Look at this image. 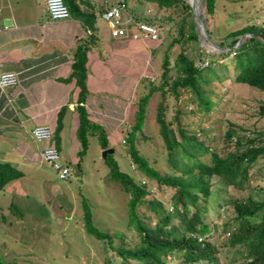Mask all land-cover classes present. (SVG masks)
Wrapping results in <instances>:
<instances>
[{
    "label": "rangeland",
    "instance_id": "374dc122",
    "mask_svg": "<svg viewBox=\"0 0 264 264\" xmlns=\"http://www.w3.org/2000/svg\"><path fill=\"white\" fill-rule=\"evenodd\" d=\"M88 1L94 8L104 1L106 4L113 2ZM127 4L134 11L145 10L163 23L156 24V40L131 39L127 41L128 44L121 42L116 48L107 22L96 13L92 32L96 36L94 47L104 49L101 50L103 57L111 55L109 48L116 49L111 55L112 62H109V67L106 66L108 82L112 83L110 86L113 89L118 87L122 78L124 91L125 86L131 89V84L136 79L138 82L134 92L130 90L128 93V98H93L98 109L92 107V110L93 113L98 110L100 112L95 116L102 121L98 123L106 133L105 148L112 149L110 158L117 162L121 170L131 175L134 181L146 184L149 193L145 199L160 200L164 208L171 210L173 187L144 176L135 168L127 152L132 140L138 152L159 173L169 172L164 156L165 148L155 120L157 103L162 102L164 118L172 129L178 121L188 133L195 132L197 139L209 149L221 153L235 148L233 141L225 134L226 129H231L233 135L239 137L245 132L254 134L264 131V113H260L258 109V105L264 103V89L233 80L234 67L228 59L231 56L229 52L225 56V50L211 51L197 36L196 41L184 35L178 37L175 24L183 13L181 10L158 8L148 2L139 4L135 0H127ZM200 13L210 31L209 37L214 42H227L230 39L224 38L227 32L247 24L254 23L264 27V0H215L211 13L204 11V0H201ZM90 32L87 31L83 39ZM176 37L178 39L174 40ZM179 50L191 58L194 65L197 59L204 60L199 58L203 55L209 59L219 54L209 67L208 74L212 77L204 85L212 100L211 107L207 111L200 109L193 95L184 88L177 89V97L166 91L161 98L160 92L154 90L147 98L140 129L130 133V126L135 120L138 108V97L148 90L150 83L157 84L163 77L175 75L176 66L173 63ZM163 52L167 53L170 68L161 75ZM110 73L112 78L109 80ZM109 88L103 93L107 97L112 94ZM89 104L94 106L92 102ZM102 149L97 132L87 133L85 152L78 161V166L74 163L76 159L72 162L73 166L70 167L66 179L57 178L53 167L46 161L37 166V172L24 166L18 167L25 171L24 175L9 180L0 188L2 264L7 261H15L17 264H120L114 250L105 242L106 238L98 239L84 228L83 213L85 207H88L92 224L108 232L113 245L122 239L126 247H132L140 239L138 231L126 221L128 194L109 176V162L101 156ZM58 152V161L70 164L69 158L61 151ZM75 156L78 157L77 154ZM198 157L200 160L209 161L208 153ZM263 167L264 154H261L255 158L249 173V193L255 199H264V180L263 177H257V174L262 173ZM209 181L210 200L204 204L206 210L203 219L211 228L205 236L213 240L216 238V264H241L245 258L239 252L242 245L238 244V249L230 247L226 242L227 232H223L220 227L221 223L228 222L231 230L238 220L233 217L231 208L223 209L215 201L223 196L229 202L233 197H243L245 194L226 187L217 176H212ZM136 211L143 222L153 226L157 215L144 202L137 205ZM170 223L181 226L177 215L172 216ZM167 263L186 264L174 259H169ZM124 264L137 263L135 259H128ZM189 264L212 263L204 259Z\"/></svg>",
    "mask_w": 264,
    "mask_h": 264
},
{
    "label": "trees",
    "instance_id": "16d2710c",
    "mask_svg": "<svg viewBox=\"0 0 264 264\" xmlns=\"http://www.w3.org/2000/svg\"><path fill=\"white\" fill-rule=\"evenodd\" d=\"M62 1L68 9L69 16L77 18L84 28L91 31L86 38L78 40L81 42H76L72 50L70 71L66 76V79L73 77L78 87L74 105L77 114V126L74 134L78 140V149L76 150L78 157L74 163L78 166V161L85 152L87 133L97 132L101 148L107 146L106 133L98 121L89 118L84 100L87 94L85 86L86 51L95 38L92 32L96 13L100 14L110 3L106 5L101 3L100 6L94 8L88 0ZM135 1L152 3L158 8H173V11L176 9L181 10L183 13L175 24V31L178 37L184 35L186 38L196 41L190 6L185 0ZM214 1L204 0V11L211 13ZM127 10L134 20H144L156 24L163 23L162 20L153 17V15L134 11L129 6ZM167 17L170 16L167 15ZM206 30L210 36V31L207 28ZM243 32H250L252 35H246L236 48L225 50V56L229 51H233L230 58H228L234 67L233 80L264 89V27L254 23L247 24L227 32L224 35V38L230 37L227 42L220 40L216 43L220 46L232 45ZM217 56L219 54L209 59L206 55L199 57L207 62L206 66L199 68L194 66L191 58L179 50L176 53V61L173 63L176 66L175 75L168 78L163 77L157 84L150 83L151 86L148 90L138 97V108L135 120L130 126V133L133 130L140 129L144 119L147 98L154 90H158L162 98L166 91L177 97L178 88L187 89L193 95L198 107L207 111L211 107L212 100L204 85H207V79L212 77L208 74V71L209 67L217 60ZM169 64L167 53L163 52L161 75L168 71ZM65 109L66 106L61 105L56 114V124L52 134L55 144H57L58 130ZM258 109L260 113H264V103L259 104ZM155 120L165 148L164 156L169 172L159 173L156 168L148 163L146 157L138 152L130 138L127 152L134 162L135 168L144 176L173 187L171 210L164 208L160 200L155 198L145 199L149 193L146 184L134 181L131 175L121 170L117 162L110 158V152H108L104 159L109 162V176L117 181L121 189L128 194L126 221L127 224L138 231L140 239L132 247H126L122 239H119L118 243L113 245L109 233L98 229L92 224L88 207H85L83 213L86 231L98 239L106 238L105 242L109 243V248L114 250L120 264H124L128 259H135L137 264H168L169 259L186 264L205 259L207 262L216 264V256H214L216 238L213 240L205 236L211 226L204 221L203 214L206 210L204 204L210 200L209 180L212 176H217L224 182L226 187L234 188L240 192L243 191L245 194L243 197L241 195L235 196L229 202L223 196L215 201L217 206L223 209L231 208L234 213L233 217L238 220L237 225L231 230H229L230 224L228 222L221 223L222 231L227 232V244L235 248L238 244L242 245V250L239 252L245 258L241 264H264V213H262L264 211V199H255L249 193L251 188L249 173L252 164L258 155L264 154V131L254 134L245 132L242 137H239L233 135L231 129H226L225 134L233 141L235 148L220 153L218 150L209 149L201 140L197 139L195 132L188 133L185 127L179 125L178 121H176L175 128L172 129L164 118L162 102L157 103ZM56 148L58 150L57 145ZM205 153H208L209 161L199 159L198 156ZM62 164L68 166L70 172V164ZM54 171L56 174L55 169ZM263 172L264 167L262 173L257 174V177H263L264 180ZM21 174V170L9 162L0 161V188L6 182L21 176ZM143 202L157 215L153 226L143 222L136 213L137 205ZM175 215L180 220V227L170 223L172 216ZM3 262L0 253V264ZM6 264L17 263L7 261Z\"/></svg>",
    "mask_w": 264,
    "mask_h": 264
},
{
    "label": "crops",
    "instance_id": "0c3cea01",
    "mask_svg": "<svg viewBox=\"0 0 264 264\" xmlns=\"http://www.w3.org/2000/svg\"><path fill=\"white\" fill-rule=\"evenodd\" d=\"M87 31L90 30L72 16L50 19L45 10V0H0V72L13 71L17 78L15 84L0 89V161L37 172V166L44 161L42 147L53 143L73 166L78 149L74 134L77 126L74 105L78 87L73 77L66 79V76L70 71L72 50ZM95 38L86 51L87 94L84 106L89 118L102 122L95 116L100 114L99 110L98 114L93 113L92 107L98 109L93 98H128L130 90L134 92L138 79L133 85L130 82L131 89L125 86L122 91L124 82L120 78L118 87L113 89L107 79L106 66L109 67V62H112L111 55L116 49L109 48L111 55L101 56L104 49L94 47ZM112 39L116 48L121 42L128 44L127 41L131 40L129 37ZM111 78L110 73L109 80ZM108 88L112 94L107 97L103 93ZM91 102L94 106L89 104ZM61 105H65L66 109L62 114L57 144L53 137L48 142L34 140L30 129L35 124L48 125L53 134ZM20 170L21 176L24 175L25 171Z\"/></svg>",
    "mask_w": 264,
    "mask_h": 264
},
{
    "label": "built area",
    "instance_id": "2783aa9c",
    "mask_svg": "<svg viewBox=\"0 0 264 264\" xmlns=\"http://www.w3.org/2000/svg\"><path fill=\"white\" fill-rule=\"evenodd\" d=\"M103 4L106 5V1ZM127 9L126 0H114L101 11L100 16L107 22L110 34L114 37H129L134 40H156L158 38L156 23L134 20ZM45 10L50 19H63L69 16L68 9L62 0H45ZM142 13L145 14V10ZM232 53V50L229 51V54ZM206 64V60L197 59L194 66L200 68ZM16 81V74L13 71L0 72V89L13 85ZM30 135L36 141L48 142L52 139V129L46 124H35L30 129ZM41 157L53 166L59 179L67 178L69 168L58 161L59 152L53 143H47L42 147Z\"/></svg>",
    "mask_w": 264,
    "mask_h": 264
},
{
    "label": "water",
    "instance_id": "95a60500",
    "mask_svg": "<svg viewBox=\"0 0 264 264\" xmlns=\"http://www.w3.org/2000/svg\"><path fill=\"white\" fill-rule=\"evenodd\" d=\"M198 2H199V6L197 8L196 2H194V0L192 2L188 1V4L190 6V11H191L190 15H191V19L193 22V28H194V31L196 32V36L199 40H201L204 43H207V44L212 46L211 51H222V50H227L230 48H236L246 35H252V33H250V32H243L242 34H240L238 39L232 45L220 46L219 44H217L216 42H214L213 40L210 39V37L207 33V30H206L204 18L200 13L201 0H198ZM6 20L4 22H6ZM259 39L262 40L261 38H259ZM111 151H112V149L110 147L103 148L101 150V156L103 158H105L106 154L108 152H111Z\"/></svg>",
    "mask_w": 264,
    "mask_h": 264
},
{
    "label": "bare ground",
    "instance_id": "6f19581e",
    "mask_svg": "<svg viewBox=\"0 0 264 264\" xmlns=\"http://www.w3.org/2000/svg\"><path fill=\"white\" fill-rule=\"evenodd\" d=\"M187 1L192 2L193 0H187ZM194 2L197 3V8H198V6H199V2H198V0H194ZM204 45H205L208 49H212V46H211V45H209V44H207V43H204Z\"/></svg>",
    "mask_w": 264,
    "mask_h": 264
}]
</instances>
